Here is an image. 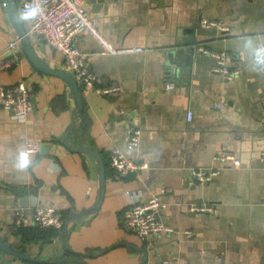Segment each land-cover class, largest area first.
<instances>
[{
	"label": "crops",
	"instance_id": "obj_1",
	"mask_svg": "<svg viewBox=\"0 0 264 264\" xmlns=\"http://www.w3.org/2000/svg\"><path fill=\"white\" fill-rule=\"evenodd\" d=\"M24 1L17 6L28 32L31 19L20 12ZM83 1L111 44L147 52L105 55L95 37L80 33L76 47L99 76L98 87H121L106 95L79 85L82 113L64 79L36 70L26 58L0 1V56L16 40L21 57L19 64L0 67V85L25 82L35 104L18 121L0 102V244L36 259L28 262L0 249V264H51L46 262L59 257L63 230L14 225L18 211L30 218L42 205L67 214L74 253L65 257L81 255L85 264H264V77L253 63L264 45V0ZM203 20L221 21L229 30L206 29ZM31 41L45 67L68 73L60 52L40 39ZM199 44L231 54L228 64L239 77L226 80L215 73L213 58L192 52ZM178 47L192 52L188 70L175 61L170 65L168 53ZM169 84L174 89L167 90ZM132 127L142 130L135 151L127 149ZM32 141L41 148L28 155L25 146ZM114 148L148 169L121 176L111 166ZM80 149L99 155L105 165L104 198L84 218L100 201L101 167ZM221 152L236 154L242 166H227L210 181L194 180V171L220 166L213 158ZM164 189L170 190L161 195L168 207L159 218L176 232L143 241L126 227L125 211L136 196L145 201ZM201 205L214 211H191Z\"/></svg>",
	"mask_w": 264,
	"mask_h": 264
},
{
	"label": "built area",
	"instance_id": "obj_2",
	"mask_svg": "<svg viewBox=\"0 0 264 264\" xmlns=\"http://www.w3.org/2000/svg\"><path fill=\"white\" fill-rule=\"evenodd\" d=\"M20 12L31 19L28 29V36L43 41L52 49L60 52L65 59V68L79 85L91 88L100 94H118L121 87L118 83H113L110 87H98L99 76L92 70L89 60L76 47V38L80 33L87 32L97 39L102 47V54H140L145 53L143 47L135 46L130 48H119L111 44L97 29L90 13L85 7L83 0H25L20 6ZM202 26L206 29H217L224 33L229 29L225 23L217 20H203ZM18 41H12L8 45V52L5 56H0V67L7 69L19 64L21 57L16 50ZM195 54L207 55L215 60L213 71L220 74L226 80H234L239 77L240 71L232 68L228 60L232 58L228 52L214 51L205 45L199 44L192 47ZM234 57V56H233ZM253 63L258 68L259 73L264 77V45L259 53L253 57ZM167 90L174 89L173 84L166 86ZM0 102L2 107L10 112L18 121H24L34 110V101L30 95L25 82L14 86L0 85ZM218 108L222 103H218ZM189 122L193 120V112L187 115ZM142 130L139 127H132L127 139V149L135 151L141 142ZM41 144L39 142H28L25 151L28 155L39 152ZM214 161L219 167H213L210 171L198 170L192 173L194 180L200 182L210 181L221 169L227 166L241 167L242 160L239 156L230 152H221L214 156ZM261 162L264 164V151L261 154ZM111 166L123 177L138 175L142 170L148 169L146 162H139L128 157L119 148L111 150ZM169 189H164L161 194L151 195L147 200H139L136 196L131 200L129 207L125 211L126 227L137 235L141 240L146 241L154 235H173L176 229L159 218V214L168 207L162 200L161 195L168 193ZM193 212H213L214 207L201 205L191 207ZM16 229H24L35 226L40 229L63 230L66 217L62 211L51 205L38 206L32 217H27L24 212L18 211L14 220Z\"/></svg>",
	"mask_w": 264,
	"mask_h": 264
},
{
	"label": "water",
	"instance_id": "obj_3",
	"mask_svg": "<svg viewBox=\"0 0 264 264\" xmlns=\"http://www.w3.org/2000/svg\"><path fill=\"white\" fill-rule=\"evenodd\" d=\"M2 3H4L5 8L7 10V12L10 14L14 24L16 25L18 31H19V35L21 37V43H22V47H23V52L26 56V58L30 61V63L32 64V66L43 73H48L51 75H56L58 77H61L62 79H64L70 86L73 96L75 98L76 101V108L79 111V113H82V111L84 110V103H83V99H82V94H81V90L79 87V84L77 83V81L75 80V78L70 75L69 73L59 70V69H51V68H47L44 66V62L43 60L38 56V54L36 53L35 47L32 44L31 38L28 36V32L27 29L23 26L22 21L20 19V15L18 12V6H17V0H0ZM188 33L192 34L193 30L190 29V31H187ZM193 39H185L184 43H188V42H192ZM182 41L178 40V45L181 44ZM193 52V51H192ZM192 52L189 54L187 53L186 49L184 48H176V49H172L169 51L168 53V58L170 60V65H173L174 61L176 62V64H178V66H182L183 68H185L186 70H188L191 66V62H192ZM171 67H170V73L168 72V74H171ZM175 72V71H174ZM177 72V71H176ZM176 78V77H175ZM46 148V147H45ZM81 152L84 153H89L94 155L95 157H97L100 161V169H101V195H100V201L99 203L92 209H89L87 211H85L84 213H82L80 215L81 218H84L86 216H89L91 214H94L98 208L101 205V202L104 198V193H105V165L102 161V159L100 158L99 155L90 152L89 150H85V149H80ZM36 192V190L34 191ZM34 198H36L34 196ZM68 225L65 226V228L63 229V233L61 236V241L63 243V248L62 251L60 252L59 257H56L54 259H51L49 261H47L46 263H60V262H64V261H70V260H76L80 263L85 264L84 261H82L79 257L81 255H79L78 258H70V257H65L66 253H74L69 247H68V242H67V238H68ZM0 249L7 251L8 253H11L15 256L20 257L21 259L28 261V262H35L36 259L29 257L27 255H25L24 253L10 247V246H6V245H2L0 244Z\"/></svg>",
	"mask_w": 264,
	"mask_h": 264
},
{
	"label": "trees",
	"instance_id": "obj_4",
	"mask_svg": "<svg viewBox=\"0 0 264 264\" xmlns=\"http://www.w3.org/2000/svg\"><path fill=\"white\" fill-rule=\"evenodd\" d=\"M63 213H64V212H63ZM64 215H65L66 218L68 217L66 213H64ZM27 264H31V263H27Z\"/></svg>",
	"mask_w": 264,
	"mask_h": 264
}]
</instances>
